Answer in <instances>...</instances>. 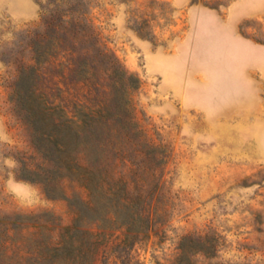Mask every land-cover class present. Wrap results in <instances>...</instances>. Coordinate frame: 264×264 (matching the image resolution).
Listing matches in <instances>:
<instances>
[{
	"label": "rangeland",
	"instance_id": "rangeland-1",
	"mask_svg": "<svg viewBox=\"0 0 264 264\" xmlns=\"http://www.w3.org/2000/svg\"><path fill=\"white\" fill-rule=\"evenodd\" d=\"M42 2L0 0V229L16 215L43 223L48 212L63 227L75 218L67 199L25 179L42 159L10 102L19 66L31 62L28 32L42 27ZM92 6L104 41L141 80L137 118L152 149L140 159L156 174L132 154L119 170L130 194L159 212L128 239L117 226L94 228L105 234L94 264H179L182 246L202 240L212 250L190 253L193 264H264V0Z\"/></svg>",
	"mask_w": 264,
	"mask_h": 264
},
{
	"label": "trees",
	"instance_id": "trees-1",
	"mask_svg": "<svg viewBox=\"0 0 264 264\" xmlns=\"http://www.w3.org/2000/svg\"><path fill=\"white\" fill-rule=\"evenodd\" d=\"M92 2L43 0L42 27L28 32L31 62L19 66L10 94L42 159L25 179L40 182L50 198L67 199L75 218L67 227L48 212L40 216L43 223L29 215L3 221L0 264H94L105 235L94 228L117 226L128 239L150 230L158 212L142 193L130 194L119 170L131 163L130 154L140 159L151 148L134 98L141 80L104 41ZM140 162L150 173L147 161ZM65 183L72 184L70 193ZM197 246L184 244L179 264L186 258L193 264L190 253L212 250L203 240Z\"/></svg>",
	"mask_w": 264,
	"mask_h": 264
}]
</instances>
